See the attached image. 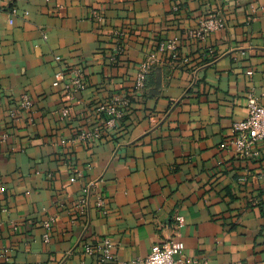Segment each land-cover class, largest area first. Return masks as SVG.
I'll return each mask as SVG.
<instances>
[{
	"label": "crops",
	"instance_id": "1",
	"mask_svg": "<svg viewBox=\"0 0 264 264\" xmlns=\"http://www.w3.org/2000/svg\"><path fill=\"white\" fill-rule=\"evenodd\" d=\"M0 6V264H98L83 246L103 238L119 262L177 240L195 264H264V144L245 156L220 148L248 94L264 96V0ZM209 16L226 27L196 36ZM78 70L88 87L69 101ZM115 97L124 116L109 128L97 110ZM96 127L99 140L83 139Z\"/></svg>",
	"mask_w": 264,
	"mask_h": 264
},
{
	"label": "built area",
	"instance_id": "2",
	"mask_svg": "<svg viewBox=\"0 0 264 264\" xmlns=\"http://www.w3.org/2000/svg\"><path fill=\"white\" fill-rule=\"evenodd\" d=\"M175 2V10L178 9V0ZM2 5H9L10 0H0ZM61 9V8H60ZM16 11H13V14ZM3 19V8L0 6V22ZM13 21L10 20V24ZM226 20L224 17L209 16L206 19H202L199 23V28L194 34L200 38L207 37L214 31L223 30L226 27ZM176 42L171 41L168 47L173 50L174 58L177 57ZM165 47H162L164 51ZM122 49L120 48L119 51ZM57 60H60L58 58ZM157 63V55L152 54L148 61H146L140 69L137 77V86L142 87L145 83L146 77L150 74L154 65ZM75 73V77L71 80L67 88V98L69 101L75 99V95L84 92L87 87V81L85 74L78 70ZM65 80V71H61L56 74L54 87H59L60 84ZM263 97H257L254 92H250L247 97V115L244 119L236 121L232 127L231 137L228 141L221 144L222 150H227L235 153L236 155H249L252 149L258 144H264V105L262 101ZM126 105V101L120 97H115L113 102L109 106H101L97 111L98 114L105 113L108 117L107 125L109 128L117 126L118 122L123 118V107ZM20 110L23 112L31 113L35 109V101L28 95L22 96L20 102ZM70 109L65 108L62 110V117H68ZM18 112L11 113L13 119L17 118ZM102 137V131L99 127H96L92 131L83 134V139L88 141H97ZM5 140V136H4ZM78 177H81V171H75ZM90 194V187L84 190V197L80 201L82 209L88 207V196ZM106 204L102 198L98 201V206L101 208ZM176 221L181 225L183 223L182 218H177ZM85 253L89 256L95 257L98 264H195L197 263L194 259H191L186 255L185 245L177 240H169L165 244L155 245L152 247L149 255L145 259H136L130 262H119L117 261L113 251L115 245L109 238H103L100 243L95 247L90 244L83 246Z\"/></svg>",
	"mask_w": 264,
	"mask_h": 264
}]
</instances>
